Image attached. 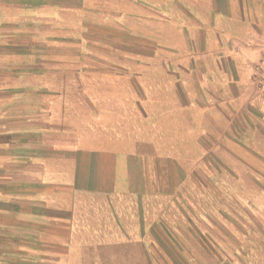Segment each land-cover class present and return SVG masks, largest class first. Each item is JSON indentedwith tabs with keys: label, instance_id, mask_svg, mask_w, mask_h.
I'll use <instances>...</instances> for the list:
<instances>
[{
	"label": "crops",
	"instance_id": "obj_1",
	"mask_svg": "<svg viewBox=\"0 0 264 264\" xmlns=\"http://www.w3.org/2000/svg\"><path fill=\"white\" fill-rule=\"evenodd\" d=\"M261 143L264 0H0V264L141 250L191 159L238 188Z\"/></svg>",
	"mask_w": 264,
	"mask_h": 264
},
{
	"label": "rangeland",
	"instance_id": "obj_2",
	"mask_svg": "<svg viewBox=\"0 0 264 264\" xmlns=\"http://www.w3.org/2000/svg\"><path fill=\"white\" fill-rule=\"evenodd\" d=\"M19 1L39 5L42 0ZM47 1L76 6L80 0ZM69 21V37L75 39L76 14L70 13ZM69 54H76L75 46ZM219 167L216 160L209 166L203 158L191 159L179 189L166 188L157 205H148L149 231L143 238L148 252L134 246L125 255L110 252L104 264H264V174L262 182L246 175L235 188L233 176ZM142 211L145 218L144 205Z\"/></svg>",
	"mask_w": 264,
	"mask_h": 264
}]
</instances>
